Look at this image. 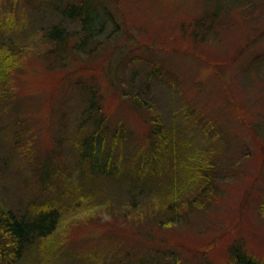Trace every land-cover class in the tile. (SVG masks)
I'll return each instance as SVG.
<instances>
[{"label": "rangeland", "instance_id": "1", "mask_svg": "<svg viewBox=\"0 0 264 264\" xmlns=\"http://www.w3.org/2000/svg\"><path fill=\"white\" fill-rule=\"evenodd\" d=\"M104 1L115 22L94 37L103 44L65 52L59 66L46 32L68 22L50 0H0V59L11 47L22 50L18 66L0 78V204L24 210L62 193L60 227L19 264H115L125 256L129 264L141 256L154 264H226L235 245L264 259V0H220L221 8L215 0ZM156 66L163 76L149 72ZM87 88L140 143L155 118L172 139L179 128L177 162L186 152L197 161L219 143L210 203L181 206L161 223L152 205L163 197L159 183L140 194L111 181L90 191L83 185L86 197L74 203L80 192L70 195L66 175L77 171L70 142ZM194 110L224 139L208 135ZM48 160L58 174L44 186L37 176Z\"/></svg>", "mask_w": 264, "mask_h": 264}, {"label": "trees", "instance_id": "2", "mask_svg": "<svg viewBox=\"0 0 264 264\" xmlns=\"http://www.w3.org/2000/svg\"><path fill=\"white\" fill-rule=\"evenodd\" d=\"M219 1L215 0L216 8H221L218 7ZM48 3L55 13H59L68 22L67 26L57 24L46 32V37L53 44L50 52L55 53L59 66H62V60L65 63L63 54L65 52H94L95 47L103 44V41H95L94 37L105 31L106 26H111L115 22L104 0H75L63 5L50 0ZM11 49L12 54L5 53V57L0 59V78H8L10 71L19 64L20 55L18 57L16 55L20 49L17 50L18 47ZM109 66L112 69L110 64ZM151 71L163 76L165 70L156 66L149 69V72ZM87 89L91 90L88 91L86 111L73 130L72 135L77 136L70 142L77 154L75 165L77 171L74 170L66 175L67 179L70 178L73 187L70 195L80 192L75 194L74 203L85 199L83 185L85 189L88 186L90 191L91 184L103 181L129 185L131 188H136L140 194L145 189L151 190L154 183H159L163 197L159 203L152 205L156 212L162 211L158 216L161 223L166 216L180 215L181 206L193 205L195 208H205L210 203L206 197L214 192L218 185L215 177L218 171V158L215 157L216 150L213 149L218 148L219 143L212 145L211 149H202L201 157H198L197 161L191 156L192 153L186 152L177 162L178 157L175 153H181L177 147L181 142L177 137L179 128L172 127L175 138L172 139L171 134L165 132L166 125L161 118L153 119L149 131L141 139L142 143L148 142L144 146L126 123L113 118L107 110L106 112L103 110L92 88ZM133 96L135 100H141L139 93ZM190 116L197 123H202L204 131L214 137V140L224 139L217 123L209 121L204 113L194 110L190 112ZM49 165H51L50 160L39 166L37 177L44 186H48L52 177L58 174L57 170ZM163 176L167 179L164 180ZM198 182L201 185H197ZM61 195L60 192L55 198L45 199L42 204L33 200L24 210L7 208L0 204V264L21 263L28 249L34 247L36 242L47 241L54 235L63 219V211L58 200ZM259 206L264 211V194ZM129 261L125 256L117 259L115 264H129ZM154 261L153 258L147 259L141 256L139 264H154ZM226 264H264V259L248 252L242 245H235L230 250V258Z\"/></svg>", "mask_w": 264, "mask_h": 264}]
</instances>
